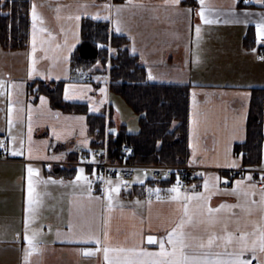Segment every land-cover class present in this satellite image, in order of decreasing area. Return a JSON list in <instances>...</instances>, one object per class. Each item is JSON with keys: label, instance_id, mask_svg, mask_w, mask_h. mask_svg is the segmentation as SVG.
I'll return each mask as SVG.
<instances>
[{"label": "crops", "instance_id": "obj_1", "mask_svg": "<svg viewBox=\"0 0 264 264\" xmlns=\"http://www.w3.org/2000/svg\"><path fill=\"white\" fill-rule=\"evenodd\" d=\"M32 1L43 21L37 24L36 51H32V24L27 47L10 50L0 44V82H3L0 87V141L6 144V156L0 160V264H108L104 258L103 244L68 242L71 236L79 239L80 233L86 232L89 224L97 230L102 241L103 232H108L111 247H133L143 237L140 247L147 251H158L159 244H148L147 236L166 239L167 231L182 214L180 204L170 201L171 194L167 191L160 193V200H157L156 195L145 193L147 178L141 179L143 183L139 182L127 189L123 185L130 184L132 180L125 183L117 178H108L107 181H112V187L120 186V192L112 194L111 211L105 191L109 185L106 182H93L95 168L82 166L83 174L91 181L90 190L83 181L75 179L81 165L73 166L72 162L79 157V149H91L94 146L90 115H105L106 126L111 125L114 133H118L122 125L129 131L120 112L123 105L110 90L109 71L101 69L99 62L87 70L72 69V54L81 41L82 19L93 18L96 13L101 16L96 20H105L102 17L109 15L111 18L106 21L110 22L114 31L115 21H120L122 31L117 33L129 38L131 52L139 56L148 75L151 72L154 77L148 80L191 84V162L210 167L206 177L193 191L208 198L200 203L213 209L222 204L243 203L242 195L231 193L237 180L243 181L245 187L249 183H256L257 194L250 196L249 200L259 202L260 186L254 173L248 171L243 176L232 177L227 169L242 167V156L235 152V145L246 141L248 137L247 121L253 88L264 87V60L257 57L260 49H264V43L256 35L255 23L259 20L256 13L264 12V6L255 3L254 6H244L240 5V0L236 3L234 0H205V15L214 21L205 24L199 15L202 7L199 0H181L178 7L166 4L165 0H132L131 3L128 0ZM105 5L111 8H105ZM117 7L121 9L119 14L116 12ZM245 11L253 15L245 16ZM77 15L80 16L78 21L68 19L69 16ZM245 20L247 24L243 23ZM197 27L200 28L199 36ZM250 27L254 37H250L248 44L246 37ZM41 28L45 31H39ZM33 61L35 70L30 76ZM87 75L89 78H86ZM37 79L45 82L64 81L63 95L66 91L73 95L67 101L84 104L83 111L56 108L46 93H40L37 97L30 95L27 86ZM85 84L90 85L91 90L84 89ZM102 88L104 92L100 91ZM41 97L45 99L43 104ZM113 98L118 102L116 106ZM9 103L12 105L10 129ZM93 108L98 111H92ZM79 117H83V120ZM139 127L138 122L137 128L129 132H137ZM12 137L16 138L15 141ZM85 140L87 144L83 143ZM21 142L24 155H11L14 148L20 149ZM30 144L31 158L28 153ZM53 156L61 158L50 159ZM233 160L237 162V167L225 166ZM29 164L39 170L33 180L40 203L36 206L35 218L28 223V229L29 234L32 231L39 232L37 242L40 250L33 252L26 262L24 229L28 217ZM55 165L76 168L71 176H58L53 173ZM263 167L264 156L258 168ZM248 175L252 176V181L246 179ZM49 177L64 183H45ZM214 177H220V181L216 183ZM225 179L227 184L224 183ZM206 180L207 190L204 188ZM181 191L187 195L193 194ZM252 208L251 216L240 207L223 208L215 215L227 218L235 214L241 217L242 223L245 219L259 220V208ZM70 224L73 226L71 232ZM228 230L235 232V224L230 223ZM245 230L251 231L252 225L248 224ZM57 231L62 234L59 238ZM215 231L220 233L219 225ZM194 235L207 238L202 230H195ZM166 247L171 246L166 244ZM97 248L100 250L97 251ZM83 249H89L93 254L85 255ZM227 251L239 252L240 248L233 243ZM108 255L109 260L115 261L116 253L110 252ZM258 255L264 259V254ZM241 258L257 264L250 250L244 251Z\"/></svg>", "mask_w": 264, "mask_h": 264}, {"label": "trees", "instance_id": "obj_2", "mask_svg": "<svg viewBox=\"0 0 264 264\" xmlns=\"http://www.w3.org/2000/svg\"><path fill=\"white\" fill-rule=\"evenodd\" d=\"M117 2L125 0H115ZM191 1V0H190ZM32 0H0V44L5 49L15 50L27 47L32 24ZM240 5L254 6L253 3ZM250 27V36L254 37ZM251 41V39H250ZM129 38L112 30L110 22L84 17L81 23V41L75 48L72 69H90L99 62L103 70L109 71L110 90L118 94L137 113L139 130L129 132L122 125L118 133L106 126L105 115H90L91 132L95 136L91 149L107 147L112 159L121 156V147L130 145L135 155L131 161L137 163L186 164L191 162L189 144V116L191 84L154 82L148 80V72L138 55L131 52ZM105 45L106 47H100ZM91 71V70H90ZM63 82L34 80L27 86L28 93L38 96L46 93L54 107L64 111H83L84 104L65 100ZM250 100L246 141L235 145V152L242 156V167L258 168L264 156V87H254ZM111 116L109 119V123ZM89 149V150H91ZM77 166V165H73ZM55 165L53 173L71 176L76 167ZM145 193L156 195L148 189L173 186L172 181L147 178Z\"/></svg>", "mask_w": 264, "mask_h": 264}, {"label": "snow or ice", "instance_id": "obj_3", "mask_svg": "<svg viewBox=\"0 0 264 264\" xmlns=\"http://www.w3.org/2000/svg\"><path fill=\"white\" fill-rule=\"evenodd\" d=\"M129 3L132 0H128ZM238 2V0H234V3ZM244 4L255 3L256 5L264 6V0H243ZM166 4H170L173 7H178L181 3V0H165ZM200 5L202 6L199 11V15L205 24H211L214 21L207 18L205 15V8L203 7L205 4V0H199ZM105 8L110 9V5H105ZM120 8H116L117 14L120 12ZM186 11L191 12V9H186ZM245 16H251L253 13L245 11L243 13ZM259 16V20L256 21V35L260 42L264 43V12L256 13ZM31 17H32V29H33V53L36 51V33H37V24L42 23V18L37 12V6L33 3L31 6ZM79 20L80 16L77 15L75 17L69 16L68 19ZM94 19H100L101 16L99 13H96L93 16ZM105 20H109L111 17L109 15H105L102 17ZM240 23L241 21H236ZM243 23L247 24L248 21L245 20ZM63 30V29H62ZM39 31L43 32L45 29L41 28ZM115 31H122L121 24L119 20L115 21ZM196 33L199 36L200 28H196ZM67 43V41H65ZM74 47V45L72 46ZM100 47H106L105 45H100ZM135 51V48H133ZM255 51V49H253ZM264 59V57H261ZM35 61H33V66L30 68L29 75H32V72L35 70ZM149 79H154L149 72ZM96 79H99L97 77ZM3 86V82H0V87ZM84 89H90V85H83ZM101 92H104L105 89H100ZM247 95V94H245ZM64 98L66 100L72 99L73 95L69 94L67 91L65 93ZM41 99V104L45 103V99L43 97ZM92 111H98V109L93 108ZM12 105L9 103L8 107V124L9 129L12 126ZM78 119L83 120V117H79ZM55 131V130H54ZM112 131V130H110ZM57 138L59 139V135L57 134ZM15 137H12V140L15 141ZM29 141L31 142V127L29 126ZM83 143L87 144V141H83ZM0 149H6V144L4 141H0ZM127 151L131 152V149H127ZM29 158H31L32 148L31 144L28 148ZM11 155L13 156H22L24 155L22 142L20 149H13L11 151ZM193 157L195 158V151L193 152ZM61 157L53 156L50 159L58 160ZM48 159V157H45ZM94 162V157L93 161ZM227 167H237L236 161L227 162ZM50 167V166H49ZM84 169H79V174L76 176V181H83L88 185L89 190L91 188V181L84 174ZM39 170L33 168L31 164L27 165V209L28 217L25 220V235L24 240L27 241V248L25 249V261H28V257L33 252H38L40 249L38 247L37 237L39 235L38 231H32L29 234L28 223L30 220L35 218L36 214V206L39 205L40 200L38 199V194L35 192L34 188V176H38ZM103 179V177H101ZM216 183L220 181V177L213 178ZM248 181H252V176L248 175L246 177ZM51 182L52 184L64 182L61 180L59 182L52 180L51 177L48 178V181L45 183ZM143 183L139 177H137V181ZM106 183L109 187L105 190L107 194L108 200V208L111 211L113 205V193L120 192V186L112 187V181L108 180ZM225 184L228 183L227 179L224 181ZM260 188H259V202L255 200H249L250 196H254L257 194V184L249 183L246 187L243 184V181L237 180L235 181L236 187L231 189L232 194L242 195L243 203L236 205H220L219 208L213 209L211 207L206 206V204L200 203V201H206L208 198L205 197L202 193L193 192L192 195H187L186 193H182L181 188L178 186L180 184L179 176H177L176 185L169 189L167 192L170 193V201L176 202L180 204L182 214L179 217L178 222L167 231L166 239L164 237L157 238L153 235L147 236L148 244H159L158 251H147L144 248L140 247L139 244L143 242V237L141 240L133 247L125 248V247H111L109 246V234L105 230L103 232V241L100 236L97 234V230H94L92 225H88V229L86 232H82L79 235V239L75 238V236H71L68 238V242H76V243H92L94 242L96 245H104L103 252L105 260H108V264H251L250 260L242 259L244 251L250 250L254 259L257 260V264H264V259H261L259 254H264V174L260 176ZM195 186H193L194 188ZM204 188L207 190L208 181L206 180L204 183ZM149 193L153 191L156 194L157 200L161 199L160 193L161 189H148ZM225 191H228L227 189ZM196 202L193 204V202ZM137 204L140 201H136ZM149 203H151L149 201ZM252 206H257L261 213L259 220H248L245 219L242 223L241 217L233 214L231 217L222 218L216 213H219L223 208H236L240 207L248 216L252 215L253 208ZM235 224V232L229 231V224ZM107 222H105L106 226ZM248 224L252 225V230H245ZM220 226V233L215 231L216 226ZM72 225H69V230L71 232ZM195 230H202L207 234V238L204 236L194 235ZM236 233H239L236 235ZM57 238H59L62 234L57 231ZM233 243L237 244L240 248L239 252H229L227 248ZM170 245L171 247H166ZM214 249H224V251H214ZM100 249L97 248V251ZM85 255L93 254L89 249H83ZM116 253L115 261L109 260V253Z\"/></svg>", "mask_w": 264, "mask_h": 264}, {"label": "built area", "instance_id": "obj_4", "mask_svg": "<svg viewBox=\"0 0 264 264\" xmlns=\"http://www.w3.org/2000/svg\"><path fill=\"white\" fill-rule=\"evenodd\" d=\"M257 57L260 60L264 57V49H261ZM89 78V76H86ZM131 149V152L127 151ZM6 149H0V160L6 156ZM134 149L127 144L121 147V156L119 159L114 160L110 156L107 143H104L103 147L94 149H79V157L72 162L73 165L81 166H92L95 168L93 174L94 183H105L108 178H117L127 183L131 181L137 170H141L144 174H148V178L152 180H165L172 181L174 186L176 185L177 176H179L180 184L178 185L181 190H185L188 193H192L197 185L203 180L210 167L189 162L186 164H167V163H137L131 161L134 157ZM94 157V162L93 161ZM230 176H243L245 172L251 171L254 173L256 181L259 186L260 176L264 174L263 168H252V167H239L227 169ZM103 177V179H101ZM193 186H195L193 188Z\"/></svg>", "mask_w": 264, "mask_h": 264}, {"label": "rangeland", "instance_id": "obj_5", "mask_svg": "<svg viewBox=\"0 0 264 264\" xmlns=\"http://www.w3.org/2000/svg\"><path fill=\"white\" fill-rule=\"evenodd\" d=\"M114 97H117V99H119V101H121L122 105H123V108L120 109V112H122V117L125 119V124L128 126L129 128V131H133L134 128H137V124H138V115L137 113L126 103V101L123 99V97H121L120 95H117V94H114ZM113 101L115 103V106L116 104L118 103L114 98H113ZM112 129H116L114 125H112ZM200 164V163H199ZM82 167V166H81ZM80 167V168H81ZM79 168V169H80ZM83 168V167H82ZM137 177L141 179H144V178H147L148 177V174H144L141 170H137L132 181H131V186H129L130 184L128 185H123L126 189L127 188H131L133 187L134 184H137L139 182H136L137 181ZM120 183V182H119ZM174 186V185H173ZM172 186V187H173Z\"/></svg>", "mask_w": 264, "mask_h": 264}]
</instances>
